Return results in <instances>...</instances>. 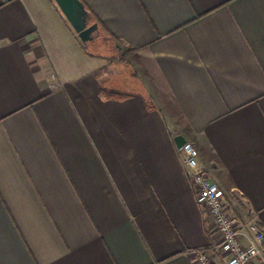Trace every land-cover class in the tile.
Here are the masks:
<instances>
[{"label": "crops", "instance_id": "crops-1", "mask_svg": "<svg viewBox=\"0 0 264 264\" xmlns=\"http://www.w3.org/2000/svg\"><path fill=\"white\" fill-rule=\"evenodd\" d=\"M78 1L0 3V264H224L174 138L264 230V0Z\"/></svg>", "mask_w": 264, "mask_h": 264}, {"label": "built area", "instance_id": "built-area-1", "mask_svg": "<svg viewBox=\"0 0 264 264\" xmlns=\"http://www.w3.org/2000/svg\"><path fill=\"white\" fill-rule=\"evenodd\" d=\"M177 148L186 165L196 201L207 209L216 225L219 240L213 247H220L229 254L224 264H264V230L254 222H245L243 228L239 227L224 207L222 189L209 179L199 162L195 146L186 140ZM190 253L196 264H215L207 248H194Z\"/></svg>", "mask_w": 264, "mask_h": 264}, {"label": "water", "instance_id": "water-1", "mask_svg": "<svg viewBox=\"0 0 264 264\" xmlns=\"http://www.w3.org/2000/svg\"><path fill=\"white\" fill-rule=\"evenodd\" d=\"M61 8L63 9L64 13L74 26V28L78 32V36L82 41H86L87 39L91 38L90 33L96 27V24L93 23L89 26H85L84 18V11L82 8V4L78 0H56ZM175 142L177 145L182 144L186 141L184 136L178 134L175 136Z\"/></svg>", "mask_w": 264, "mask_h": 264}, {"label": "rangeland", "instance_id": "rangeland-1", "mask_svg": "<svg viewBox=\"0 0 264 264\" xmlns=\"http://www.w3.org/2000/svg\"><path fill=\"white\" fill-rule=\"evenodd\" d=\"M94 38L91 41H88V43L86 44V48L90 53H99L107 58H114L116 59L118 62L115 63V66H118L117 69H126V67H123L119 62H121L122 55L120 53H118L114 47V42L105 34L101 33V32H94ZM98 64H107V67H111L110 63H108V61L103 60V59H99L98 60ZM115 71H117L115 69ZM118 74H120V72H118ZM122 74V73H121Z\"/></svg>", "mask_w": 264, "mask_h": 264}, {"label": "trees", "instance_id": "trees-1", "mask_svg": "<svg viewBox=\"0 0 264 264\" xmlns=\"http://www.w3.org/2000/svg\"><path fill=\"white\" fill-rule=\"evenodd\" d=\"M132 50H133V48H132Z\"/></svg>", "mask_w": 264, "mask_h": 264}]
</instances>
